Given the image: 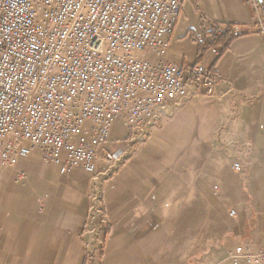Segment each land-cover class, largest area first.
I'll use <instances>...</instances> for the list:
<instances>
[{
	"label": "crops",
	"instance_id": "0c3cea01",
	"mask_svg": "<svg viewBox=\"0 0 264 264\" xmlns=\"http://www.w3.org/2000/svg\"><path fill=\"white\" fill-rule=\"evenodd\" d=\"M254 16L249 0L184 1L169 60L191 67L201 41L233 26L228 49L199 61L218 76L216 95L160 111L142 138L115 122L108 147L126 158L108 164L95 219L82 167L61 173L35 150L1 168L0 264H84L92 231L102 250L93 264H233L236 245L264 248V35ZM245 214L259 218L253 225Z\"/></svg>",
	"mask_w": 264,
	"mask_h": 264
},
{
	"label": "built area",
	"instance_id": "2783aa9c",
	"mask_svg": "<svg viewBox=\"0 0 264 264\" xmlns=\"http://www.w3.org/2000/svg\"><path fill=\"white\" fill-rule=\"evenodd\" d=\"M184 1L0 0V169L35 150L61 173L82 167L91 174L90 214L101 215L108 164L126 158L108 147L115 122L142 138L160 111L216 95L219 78L207 64L166 57ZM249 2L264 35V0ZM98 238L92 231L85 264L98 255ZM229 257L264 264V248L236 245Z\"/></svg>",
	"mask_w": 264,
	"mask_h": 264
},
{
	"label": "trees",
	"instance_id": "16d2710c",
	"mask_svg": "<svg viewBox=\"0 0 264 264\" xmlns=\"http://www.w3.org/2000/svg\"><path fill=\"white\" fill-rule=\"evenodd\" d=\"M218 30L219 28L214 29L213 36L215 38L212 41L203 40L199 43V54L197 62L201 61L205 53L211 48L219 49L222 54L228 49L230 44L236 38L235 34L233 33V26L231 24L226 25L225 29L222 30L220 33L218 32Z\"/></svg>",
	"mask_w": 264,
	"mask_h": 264
},
{
	"label": "rangeland",
	"instance_id": "374dc122",
	"mask_svg": "<svg viewBox=\"0 0 264 264\" xmlns=\"http://www.w3.org/2000/svg\"><path fill=\"white\" fill-rule=\"evenodd\" d=\"M133 56H135V57H148L149 55L148 54H146V55H144V54H138V53H133ZM173 62H176V61H173ZM196 63H200V62H196ZM198 98H208V97H198ZM35 154V153H34ZM34 154H31L30 156L32 157ZM30 156H28L29 158H30ZM43 161V160H42ZM44 162V161H43ZM14 169V168H13ZM5 175H11L10 173H9V171L8 172H6V173H4ZM234 209H236V208H234ZM237 210V209H236ZM237 212H238V216H239V210H237ZM242 214H244L243 212H242ZM241 214V215H242ZM188 217H186V219H187ZM242 218L243 219H245L246 220V222L247 221H249L250 223H252L253 225L256 223V221H257V219L259 218V217H256L255 215L254 216H251V217H249V216H247L246 214H245V216H242ZM261 218V217H260ZM262 219H264V217H262ZM186 222H187V220H186ZM199 222V221H198ZM201 222H203V221H201ZM223 223H226V222H224V221H222ZM211 235H213V234H215L216 233V231H212V232H209ZM198 237H200L199 239L200 240H203V241H208V244H210L211 243V240L213 241V245L215 246V244L217 245V242L218 241H220V238H218L217 236H216V238L215 239H211L210 237H205V233H198ZM212 244V243H211ZM233 246H234V244H232ZM213 247V246H212ZM202 248H205V245H202ZM205 250V249H204ZM101 247H100V250L98 251V255H97V253H96V255H95V257H94V259H93V263H94V260H95V258L96 257H100L101 256ZM85 264V263H84Z\"/></svg>",
	"mask_w": 264,
	"mask_h": 264
}]
</instances>
